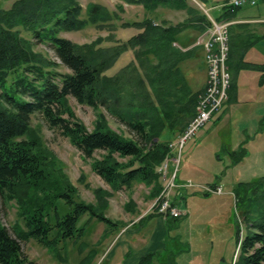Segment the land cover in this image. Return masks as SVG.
<instances>
[{"label":"trees","instance_id":"trees-1","mask_svg":"<svg viewBox=\"0 0 264 264\" xmlns=\"http://www.w3.org/2000/svg\"><path fill=\"white\" fill-rule=\"evenodd\" d=\"M123 1L149 9L162 0ZM82 9L79 0H13L8 7L0 5V193L15 200L20 219L14 235L0 219V264H31L21 245L29 239L57 256L66 241L82 235L78 222L84 214L115 224L103 213L112 192L143 184L155 199L162 189L157 167L170 151L169 140L161 138L164 120L173 110L195 112L200 92L186 88L182 77L179 64L186 53L172 48L171 63H166V29L149 19L127 21L122 26L142 31L119 40L112 33L117 12L97 2L87 4L86 17L81 16ZM90 24L107 29L105 39L111 44L102 45L101 36L76 43L60 35ZM39 43L50 45L60 63L36 50ZM127 50L133 59L107 75L105 71ZM60 65L68 71H59ZM68 97L96 111L92 129L76 116ZM102 109L135 137L113 130ZM36 114L67 137L82 158L90 159L92 171L110 191L93 188L95 203L80 198L63 163L32 124ZM78 181L89 186L83 172ZM247 184L236 197L243 206L245 234L238 238L235 264H263L264 177L252 189ZM132 205L128 200L125 209ZM159 216L164 215L154 207L139 220ZM162 254L160 249L151 250L137 264H164Z\"/></svg>","mask_w":264,"mask_h":264},{"label":"rangeland","instance_id":"rangeland-1","mask_svg":"<svg viewBox=\"0 0 264 264\" xmlns=\"http://www.w3.org/2000/svg\"><path fill=\"white\" fill-rule=\"evenodd\" d=\"M12 1L0 0V5L8 7ZM79 1L83 7L81 11L82 17L87 16L86 6L90 2L101 3L109 11L117 12L119 18L114 21L115 26L112 33L114 38L118 39L119 36L124 37L132 34L133 28L124 29L121 26L123 21L133 20L142 11L139 6L123 0ZM217 21L222 22L223 20ZM227 23L229 24V22ZM108 34L109 31L107 29L99 30L91 24L80 30L60 32L61 36L69 38L76 43L89 42L101 36L103 37L102 45L111 44L109 40L105 39ZM205 40L206 37L204 36L200 38L201 43ZM35 49L60 63L59 58L50 45L39 43L35 45ZM130 53L129 51L122 53L105 73L112 75L122 68L129 61L127 56ZM58 69L59 71H68L62 65ZM203 92L204 90L200 94ZM68 104L85 126L88 129H92L96 111L86 104L78 103L74 97H68ZM196 107L197 103L195 112L185 110L180 113L177 110H173L176 111L174 117L176 119L180 118L181 121L179 123H182L187 115L190 114L191 118L188 120L187 126L196 114ZM102 110L109 126L113 130L125 136L135 137V133L124 123L118 121L105 109ZM64 116L67 117V115ZM32 124L39 127L45 145L63 163L64 171L70 181L77 187L81 199L95 203L93 194V188L95 187H102L110 191L109 185L92 171L89 164L90 159L82 158L80 151L70 143L67 137L58 130L49 127L40 114L33 116ZM165 124H167L166 119L164 120V126ZM164 130L165 128L162 129L161 134L166 136V131L163 132ZM194 142H197V138L192 143ZM205 142V145L201 141L197 144L207 146L209 151L215 152L219 150L220 160L208 161L204 165L190 161L191 157L186 161L185 157L188 156L189 149L187 145H184L181 150L184 154L180 152V161L176 173L174 167L171 170L169 169L172 158L175 157L177 152L176 148L171 149L169 147L170 151L166 155L168 160L165 161V157L157 167V171L160 173V166H163L166 162L164 177L160 173L163 189L168 179H172L176 183L177 172H179L180 176L186 166V176L189 178H186L182 183H186L188 187L182 186L180 188L185 198V200L180 202L181 207H179L184 212L182 216L177 218L169 216V218L165 219V214L162 213L164 216L139 220L140 217L152 213L154 209L152 203L155 199L148 196V188L143 184H135L130 190L112 192L111 196L108 197V206L103 210V213L115 224L106 223L97 218H90L87 214L82 215L78 222L83 227L82 235L74 241H66L64 243L65 248L61 247L58 251L60 254H57V256L34 239L21 241L25 254L32 261L31 264H117L118 258L111 257L110 254L114 242L122 230L124 228L128 229L129 236L133 238L131 240L133 246L138 244L139 247L145 246V240L142 239V236L145 238L152 236V232L157 226L156 223L161 218H164L165 233L160 240L161 245L157 249L163 252L164 264H170V262L173 264H235L239 252L238 238L245 234V226L242 223L243 206L240 199L238 198L237 200L236 197L240 195L244 185L248 183L247 186H251L250 189H252L254 182L264 177V129L263 131L246 135L241 145H238L239 147H232L228 139L217 136H211V140L207 138ZM95 155L97 156L98 153ZM187 167L191 168L187 169ZM233 168L234 171L232 172ZM81 172L85 174L89 186H85L78 181ZM216 183H221L224 188L221 197H219L220 194L208 192L204 189V186L215 187L217 186ZM176 188L172 190L171 199ZM128 200L133 202L129 210L125 209V203ZM0 219L14 235L15 223L20 221L17 215V204L14 199H7L1 193ZM239 228L240 235H238Z\"/></svg>","mask_w":264,"mask_h":264},{"label":"crops","instance_id":"crops-1","mask_svg":"<svg viewBox=\"0 0 264 264\" xmlns=\"http://www.w3.org/2000/svg\"><path fill=\"white\" fill-rule=\"evenodd\" d=\"M228 1L162 0L155 6L150 4L149 9L143 7L141 3L133 4L139 6L142 11L131 21L149 19L154 26L166 29V63H171L169 52L172 48H178L186 53L179 67L186 81V88L189 87L193 92L201 93L206 86V63L200 38L207 37L210 18L229 22V51L226 59L230 73L228 97L222 107L185 144L189 149L185 160L191 157L190 161L203 165L208 161L220 160V151H209L207 146L197 144L200 141L205 145L207 138L211 140V136H217L228 139L232 147H237L241 145L246 135L264 129V0H255L254 4L241 6H232ZM123 27L133 28L132 34L119 36V40H127L142 31V28L135 26ZM127 51L131 52L127 56L130 61L133 59V53L131 50ZM151 58L153 59L152 56ZM175 114L176 111H172L167 115V124L163 131H166V136L161 134V138L169 142L180 135L191 118L189 114L182 123H179L181 120L176 119ZM194 138H197V142L192 143ZM172 168L173 165L170 163L169 169ZM186 172V166L180 176L177 172L176 184H181L189 178ZM180 188L177 187L172 194V200L179 207L180 202L185 200ZM163 221L164 218L158 219L152 236L146 238L142 236L145 246L140 247L139 244L137 246L131 244L133 238L129 236L128 229L124 228L115 240L110 256L118 258L117 264H137L140 256L161 245L160 240L165 233Z\"/></svg>","mask_w":264,"mask_h":264},{"label":"built area","instance_id":"built-area-1","mask_svg":"<svg viewBox=\"0 0 264 264\" xmlns=\"http://www.w3.org/2000/svg\"><path fill=\"white\" fill-rule=\"evenodd\" d=\"M255 0H229L232 6H241L244 4H254ZM228 23L226 21L219 22L213 18L209 20L207 28V37L203 41L204 58L206 63L207 80L204 92L199 95L196 107V114L188 123L186 128L174 140L169 142L171 149L176 148L175 157L172 158L174 171L179 165L180 152L187 142L195 133L218 111L228 97V88L230 86V73L226 66L228 56ZM170 159V157H169ZM167 157L165 161H167ZM161 174L166 172V162L160 166ZM188 187L186 183L176 184L172 179H168L159 195L152 203V207H158V211L172 217L182 216L184 212L179 209V206L172 204L171 192L175 187ZM208 192L221 194L223 193L222 185L215 187L204 186Z\"/></svg>","mask_w":264,"mask_h":264}]
</instances>
